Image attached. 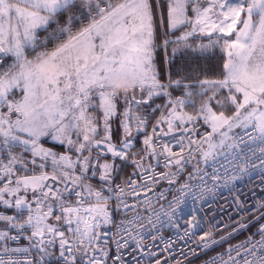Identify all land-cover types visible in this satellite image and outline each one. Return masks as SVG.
<instances>
[{
  "label": "snow or ice",
  "instance_id": "1",
  "mask_svg": "<svg viewBox=\"0 0 264 264\" xmlns=\"http://www.w3.org/2000/svg\"><path fill=\"white\" fill-rule=\"evenodd\" d=\"M161 38L187 58L175 72L156 64ZM245 178L236 219L204 230L194 208L184 246L158 251L189 200ZM257 188L264 0H0V264H186L191 240L222 249L204 264H264Z\"/></svg>",
  "mask_w": 264,
  "mask_h": 264
},
{
  "label": "built area",
  "instance_id": "2",
  "mask_svg": "<svg viewBox=\"0 0 264 264\" xmlns=\"http://www.w3.org/2000/svg\"><path fill=\"white\" fill-rule=\"evenodd\" d=\"M201 167H204V165H201ZM208 171L211 172L210 167L208 168ZM253 181L258 184V177L253 176ZM257 195L264 196V193H261L259 188H257ZM237 196H239L241 201H245L248 205L252 204L251 184L247 178L243 181H238L235 184H229L226 187L221 186L217 188L215 192L206 195L205 201L198 202L195 205L189 200L184 206L183 213L178 214L180 216L177 220L179 227L165 226L158 234V238L155 241V244L159 246L158 251L166 257L168 253L163 252V249L165 247V242L170 239L177 241V251H179L180 247L184 246L185 242L177 240V237L183 233V229L186 226L185 220L191 218L194 208L197 210L198 218L203 221L202 227L204 230H207L212 225H216L218 228L223 229L224 225L230 222V215L233 220L237 218L238 214L234 210L233 206V200ZM169 199H171V197H169ZM117 219H119V217H117ZM200 234L201 231L197 230V236ZM219 234L220 233H218V235ZM239 235L241 234H238L235 239H233L234 241H232V243H236L239 240L244 239V236L237 238ZM20 243L24 244L26 242L21 241ZM146 243H153L151 237L148 238ZM187 243L192 249H194V251L189 252L188 248H185V251L188 252V261L186 264H204V261L207 260L210 255H214L215 252L222 250L219 246H217L214 248L217 249L214 252H211L213 250L212 249L205 253L202 252L200 248L196 247L195 240L188 241Z\"/></svg>",
  "mask_w": 264,
  "mask_h": 264
},
{
  "label": "trees",
  "instance_id": "3",
  "mask_svg": "<svg viewBox=\"0 0 264 264\" xmlns=\"http://www.w3.org/2000/svg\"><path fill=\"white\" fill-rule=\"evenodd\" d=\"M180 35V32H176L175 35L171 36V39H175L176 36ZM205 43H207V37H201ZM160 45L156 48L154 56L156 64L162 70H167L169 67H172V70L175 72L177 69L181 68L187 62V58L183 57L180 53H177L175 57L172 55L173 45H169L167 49L162 46V38L157 41ZM53 45H49V50ZM224 53L220 51V49H216L214 53H209L206 57H199L196 61L199 68L198 71L203 73L201 78L207 76L208 78H214L216 71H218L219 65L222 63L220 57H222ZM50 147L54 149H62V146L56 144H48ZM63 150V149H62ZM244 236L243 234L239 235L237 238ZM234 241V240H232ZM231 241V242H232ZM25 242V241H23ZM217 249H213L211 252H214Z\"/></svg>",
  "mask_w": 264,
  "mask_h": 264
},
{
  "label": "rangeland",
  "instance_id": "4",
  "mask_svg": "<svg viewBox=\"0 0 264 264\" xmlns=\"http://www.w3.org/2000/svg\"><path fill=\"white\" fill-rule=\"evenodd\" d=\"M48 144H54L53 142H51L50 140H46L45 146L46 147H50ZM57 145V144H56ZM56 150V149H54ZM56 151H62V149H57Z\"/></svg>",
  "mask_w": 264,
  "mask_h": 264
},
{
  "label": "clouds",
  "instance_id": "5",
  "mask_svg": "<svg viewBox=\"0 0 264 264\" xmlns=\"http://www.w3.org/2000/svg\"><path fill=\"white\" fill-rule=\"evenodd\" d=\"M118 87H122V83L120 85H118Z\"/></svg>",
  "mask_w": 264,
  "mask_h": 264
}]
</instances>
